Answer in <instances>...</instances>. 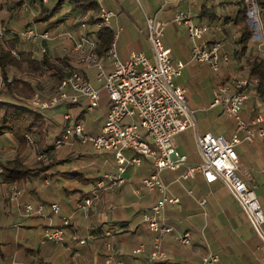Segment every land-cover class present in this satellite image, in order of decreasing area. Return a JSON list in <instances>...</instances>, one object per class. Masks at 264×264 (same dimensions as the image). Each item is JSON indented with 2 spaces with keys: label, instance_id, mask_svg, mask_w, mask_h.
Masks as SVG:
<instances>
[{
  "label": "crops",
  "instance_id": "crops-1",
  "mask_svg": "<svg viewBox=\"0 0 264 264\" xmlns=\"http://www.w3.org/2000/svg\"><path fill=\"white\" fill-rule=\"evenodd\" d=\"M144 1L151 17L165 22L162 43L168 48L174 60L184 62V67L194 61L190 59V43L185 28L170 21L177 9L188 11L196 24H208L210 30L203 36L204 40L219 39L229 56L228 61L222 64L218 72H212L205 63L194 62L201 69H209L215 74L208 93L210 97L202 88L194 91L192 95L189 94L188 98L185 96L188 106L193 110L196 108L191 105L193 98L201 102L202 109L219 107H209L214 84L228 79L229 76L248 77L246 60L255 53L264 60V44L260 45L250 37L244 51L240 52L232 43L233 38L226 37L223 32L220 16L223 17L232 10L235 0H181L178 3L172 2L162 9L159 8L160 0ZM96 2L114 14L108 28L113 34L116 33L117 58L123 61L130 52L141 51L152 60L145 38L143 17L137 10L134 0H96ZM53 3L45 0V4L49 7ZM216 4H220V11L216 10L218 7ZM211 11L216 18L209 17ZM84 12L90 16L95 13L90 10H72L70 4L63 3L61 9L46 21H31V16L37 13L33 9L29 14L23 13L22 18L25 20H20V17L18 23H29L37 31L49 30L52 34L73 33L77 29L79 16ZM7 13L4 8V15L6 16ZM213 25H219L221 30L218 32L212 30ZM225 27L229 28V24ZM261 29L264 34V27L262 26ZM92 31L94 30L89 22L86 32L93 37ZM44 46L48 57L52 59L68 57L69 65L79 70L93 87L99 89L98 105L93 109H87L86 100L79 97L75 103L61 101L56 107L47 109V130L44 137L49 147L44 154L47 162L51 161L48 168L45 171L24 174L16 179L6 178L0 173V264H112V261L109 263L104 261L108 252L104 245L105 241L113 247L114 259L145 264L152 232L141 219V215L157 198L158 192L155 189H140L135 193L134 188L139 185L140 178L148 175L152 170L151 162L146 159L141 162L140 159L137 168L127 166L121 173L122 181L112 190L102 192L100 197L89 206L85 215L74 207V201L88 192L99 175L108 171L114 172L115 161L111 152H96L87 143L53 145V139L66 122L65 115L70 120H81L88 133L97 134L109 107V101L106 93L100 89V82L94 79V68L86 67L77 60L73 44L69 39L60 35L45 41ZM17 48L30 49L34 56H40L34 43L21 41ZM99 56L104 71L108 72L111 69L110 61L104 59L103 54ZM184 67L180 75L175 78V83L184 89L186 95L187 81L180 80ZM40 93L41 99H47L51 90L44 88ZM205 97L208 100L207 108L202 105ZM261 107L264 108V101L256 100L251 90L244 102L242 117L246 121L250 120L256 113L261 114ZM220 112L221 110L215 111L211 115L216 118ZM225 117L222 121L223 132L217 135L229 139L234 132V123L231 122L230 117L228 118L227 115ZM262 119L261 125L264 127L263 116ZM187 129H190V141L185 139L183 132L174 135L176 149L182 147L177 151L185 155L183 163L175 169H162L159 172L166 193L178 199L177 202L166 203L161 212L162 222L171 225L172 230L161 237L165 257L159 261L160 264H196L205 250L217 254V264L236 262L264 264V242L255 231L252 232L250 229V226L252 229L253 227L245 211L227 185L219 178L205 181L199 171H194L186 178L180 176L185 166L201 161L194 140L195 134L211 133L208 123L198 124L196 120L195 127ZM184 144L189 148H184ZM9 147L11 153L7 154L5 151L4 158L14 156L16 153L13 146ZM234 147L238 157L236 173L244 182L246 179H253L256 185L264 189V137H255L251 142L241 141ZM25 149L23 154L21 153L24 161L30 162L33 158L36 159V151L33 157L31 155L28 157L33 149L30 147ZM124 153L131 155L132 151L128 149ZM246 153L247 155L250 153L248 157ZM13 184L17 186L18 193L10 197V187ZM53 201L58 204L56 213L49 208V203ZM24 202H30L33 206L41 204V212L24 216L22 214ZM204 206L207 207V213ZM63 216L68 217V225L63 227V241L41 240L42 227L46 223L60 225ZM183 230H188L190 233L188 244L179 243L176 239L177 234ZM79 238L84 242L79 243ZM256 240L261 243L256 244ZM138 243H143L144 248L139 253H133L132 249Z\"/></svg>",
  "mask_w": 264,
  "mask_h": 264
},
{
  "label": "built area",
  "instance_id": "built-area-1",
  "mask_svg": "<svg viewBox=\"0 0 264 264\" xmlns=\"http://www.w3.org/2000/svg\"><path fill=\"white\" fill-rule=\"evenodd\" d=\"M180 1L160 0L159 8ZM134 2L143 17L145 38L152 60L141 51L130 52L125 60H119L115 52L116 33H114L107 50L103 53V58L110 61L111 69L108 72L104 71L101 58L95 51V40L88 35L89 32H86L89 22L93 30H96L102 26L108 27L111 17L114 16L112 11L100 5L93 16L87 12L81 13L77 29L73 33L52 34L48 30L36 31L33 27H27L19 31L18 36L26 42L36 44L37 53L41 55L46 53L44 42L61 35L72 42L77 60L86 67L94 68V79L101 82L100 88L105 91L109 101L99 132L88 133L81 120H70L65 115L66 122L53 144L87 143L96 152H111L114 158V172L108 171L99 175L88 192L74 201V207L84 215L100 193L112 190L122 181L121 173L127 165H139L141 157L150 160L152 170L148 175L140 178L134 192L137 193L140 189H155L158 192L157 198L147 211L142 212L141 219L152 232L145 264H159L158 262L165 257L161 237L172 230L171 225L162 222L161 212L166 203L178 201L176 196L166 193L159 172L162 169H175L183 163L185 155L177 151L174 135L189 127H195V117L194 110L187 105L184 89L175 83V78L180 75L184 62L174 60L168 48L162 43L165 22L147 15L140 0ZM243 2L246 6L245 21L251 29V37L258 44L263 45L264 34L259 13L261 8L258 7L256 0ZM21 6L27 8L25 2H22ZM170 21L185 28L192 61L207 64L212 72H218L222 64L228 61L229 56L219 39L204 40L203 36L210 30L208 24L194 23L188 11L182 9H177ZM212 30L218 32L221 28L219 25H213ZM3 33L4 26L0 23V38ZM62 70L64 76L59 80L56 92L47 99H40L37 93H34L31 104L38 109H46L61 101L75 103L79 97H83L87 109L95 108L98 105L99 89L93 87L79 70L68 65L62 66ZM255 83L256 79L252 77L229 76L228 79L214 85L209 107L219 106L224 114L232 119L234 132L229 139L209 132L196 133L194 140L201 161L185 166L180 176L186 178L194 171H199L205 181L221 179L245 211L254 231L264 239V213L254 189L236 173L238 157L234 149V145L241 141L251 142L255 137H264L261 114L256 113L248 121L244 120L241 114L244 102ZM128 149L132 151L131 155L124 153ZM41 155L38 154L37 158ZM17 193V186L13 184L10 187V197ZM49 208L52 212H58V204L54 201L49 203ZM40 212L41 204L35 206L30 202L22 204L24 216ZM67 225V216L62 217L60 225L46 223L42 227L40 239L62 242L63 227ZM176 239L179 243L188 244L189 231L179 232ZM78 242L84 241L79 238ZM104 245L108 250L105 263L112 261V264H141L114 259L113 247L108 241H105ZM143 248V243H138L132 252L139 253ZM217 260L216 253L205 250L196 264H213Z\"/></svg>",
  "mask_w": 264,
  "mask_h": 264
},
{
  "label": "trees",
  "instance_id": "trees-1",
  "mask_svg": "<svg viewBox=\"0 0 264 264\" xmlns=\"http://www.w3.org/2000/svg\"><path fill=\"white\" fill-rule=\"evenodd\" d=\"M50 1L54 2L51 7L42 0H0V23L4 26V33L0 38V138L7 136L16 151L14 156L0 161V173L6 178L16 179L24 174L45 171L48 168L51 161L48 163L44 154L49 147L44 133L47 130L46 110L49 108L38 109L31 104V99L35 91L39 92L37 95L41 99L40 91L44 88L51 90L50 95L54 94L59 80L64 76L62 66H70L66 56L52 59L44 53L36 57L30 49H18L19 43L24 41L18 36V32L31 27L29 23H18L19 18L23 13L29 14L34 9L37 13L30 15L31 21H46L61 9L63 3L70 4L72 10H90L92 13L98 7L96 0ZM22 2H25L26 9L22 8ZM258 5L262 11L260 19L264 27V0H259ZM4 8L8 11L6 16L3 13ZM209 17H215L214 12L211 11ZM245 18L246 7L243 0H235L232 10L225 16H220V19L218 17L225 36L233 38L232 43L240 52L244 51L245 44L251 37V29ZM225 23L229 24V28L225 27ZM92 34L96 43L95 51L101 55L107 50L113 32L102 26L92 31ZM246 65L248 77L256 79L252 87L253 97L264 101V60L255 53L246 60ZM59 134L60 132L55 138ZM29 147L42 155L26 162L22 154Z\"/></svg>",
  "mask_w": 264,
  "mask_h": 264
},
{
  "label": "rangeland",
  "instance_id": "rangeland-1",
  "mask_svg": "<svg viewBox=\"0 0 264 264\" xmlns=\"http://www.w3.org/2000/svg\"><path fill=\"white\" fill-rule=\"evenodd\" d=\"M21 1H23V0H21ZM244 1V0H243ZM258 1L259 0H256V2H257V5H258ZM140 3H141V6L143 7V10H144V12L147 14V15H149V16H151V14H150V12H149V10H148V7L146 6V3H145V1L144 0H140ZM244 3V2H243ZM47 4V3H46ZM134 4L137 6V4L134 2ZM216 5H218V7L216 8V10L218 9L219 11L221 10V7H220V4H216ZM245 5V4H244ZM138 7V6H137ZM220 7V8H219ZM246 7V6H245ZM258 7H259V5H258ZM138 11H139V13H140V10H139V8L137 9ZM86 11V10H85ZM262 11L260 10V12L259 13H261ZM3 13H4V10H3ZM2 13V14H3ZM25 15V17H27L26 16V14H24ZM34 15H36V14H34ZM140 15H141V13H140ZM2 15H0V17H1ZM23 16V15H22ZM22 16H21V18H20V20L21 19H23V20H25L24 18H22ZM36 30V29H35ZM37 31V30H36ZM49 31V30H48ZM50 40H52V39H50ZM260 52H262V51H260ZM214 74L215 73H212L211 71H209V69H201V67H199V66H197V65H195V63L194 62H191V63H189L186 67H184V69H183V73H182V75H181V77H180V80L182 81H187V87H188V90H187V92H188V94H186L185 96H186V98H188V96H189V94L190 95H192L193 94V92L194 91H197V89H199V88H202L204 91H205V93L209 96V91H210V85L212 84V81L214 80ZM9 75H11V74H9ZM100 84H101V82H100ZM215 85V84H214ZM101 89V88H100ZM103 90V89H102ZM104 91V90H103ZM105 92V91H104ZM45 93V92H44ZM210 97V96H209ZM208 97V98H209ZM210 99V98H209ZM207 104H208V100H207V97H205V99H204V101H203V103H202V105H204L206 108H207ZM188 105V104H187ZM191 105L192 106H195L196 108L194 109V116H195V120L197 121V123L198 124H201L202 122H206V123H208L209 124V126H210V130H211V134L212 135H217L218 133H222L223 132V130H222V128H223V124H222V121L224 120V118H226L225 117V115H224V112L222 111V109L220 108V107H216V108H214V109H209V108H207V109H202L201 108V102H199V100L197 99V98H193V102L191 103ZM221 110V112L218 114V116L215 118L214 116H212L211 114H213V112H215V111H220ZM260 111H261V114H262V116H263V118H264V108L263 107H261L260 108ZM229 118V117H228ZM216 119V120H215ZM230 120H231V118H229ZM231 122L233 123V121L231 120ZM189 130L190 129H184L183 131H181V132H183L182 134L184 135V137H185V139H187L188 141H190V136H189ZM67 145V144H66ZM9 146H12V144H11V142H10V140H9V138L6 136V137H4V139H1L0 140V161L1 160H4L5 158H4V154H6V153H4L5 151L7 152V154H10L11 153V151H9L8 149L10 148ZM184 148H189L188 147V145H186V144H184V146H183ZM181 146H179L177 149L180 151L181 150ZM234 149H235V147H234ZM26 150V149H25ZM35 150V149H34ZM34 150H31V152L32 153H30L29 155H28V157H30V155H31V157H33V153H34V155L36 154L35 152H34ZM26 152H24V154H25ZM250 154V153H249ZM249 154L247 155V153H246V157H248L249 156ZM36 156H37V154H36ZM144 159H146V160H148V161H150L148 158H146V157H141V162L142 161H144ZM128 167H130V168H137L138 166L137 165H134V164H129V165H127ZM126 166V167H127ZM0 172H1V168H0ZM245 183L248 185H250L253 189H254V191H255V193H256V195H257V198H258V200H259V203H260V205H261V208H263L262 209V211H264V189H262L259 185H256V183L254 182V180L253 179H246L245 180ZM105 192V191H104ZM100 195H101V193H100ZM100 195H99V197H100ZM98 197V198H99ZM207 207L206 206H204V210H206V213H207V209H206ZM73 212L75 213L76 211L75 210H73ZM77 213V212H76ZM250 229L252 230V232L254 231L252 228H251V226H250ZM258 235V234H257ZM259 236V235H258ZM252 237L254 238V236L252 235ZM260 237V236H259ZM261 238V237H260ZM261 240H262V242H264V239L263 238H261ZM257 243H261L259 240H256V244ZM159 264H160V262H159ZM213 264H217L216 262L215 263H213ZM235 264H239L238 262H236ZM259 264V263H258Z\"/></svg>",
  "mask_w": 264,
  "mask_h": 264
}]
</instances>
